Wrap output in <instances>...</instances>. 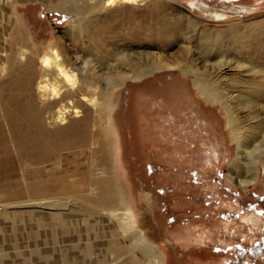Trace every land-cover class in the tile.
I'll list each match as a JSON object with an SVG mask.
<instances>
[{
    "label": "rangeland",
    "instance_id": "obj_1",
    "mask_svg": "<svg viewBox=\"0 0 264 264\" xmlns=\"http://www.w3.org/2000/svg\"><path fill=\"white\" fill-rule=\"evenodd\" d=\"M158 2L164 42L129 37L128 3L80 17L68 0H0V39L58 40L81 84L109 64L129 74L97 89L107 185L88 179V150L79 182L0 183V264H264V0ZM103 24L117 34L106 48L92 40Z\"/></svg>",
    "mask_w": 264,
    "mask_h": 264
},
{
    "label": "bare ground",
    "instance_id": "obj_2",
    "mask_svg": "<svg viewBox=\"0 0 264 264\" xmlns=\"http://www.w3.org/2000/svg\"><path fill=\"white\" fill-rule=\"evenodd\" d=\"M140 1L147 0H68L69 8L80 17L128 3L130 6L126 10L133 13V18L127 23L129 37H155L168 41V31L159 22L164 10L160 2L149 0L145 5L147 9L135 13ZM109 12L117 11L108 9L106 13ZM113 27L100 25L92 40L101 48H106L104 45H110L112 42L109 40L117 35L113 32V35L108 34ZM0 42L5 51L3 56L7 68L16 70L12 79H3L2 74L6 71L0 69V183L10 186L19 182L38 184L46 181L47 185L63 184L65 187L79 182L84 177V167H80L78 162L74 165V162L82 150H88L96 154V167L92 168L88 179L100 186L107 185L111 181V173L102 166L107 163L108 129L101 113L97 89L101 80L104 86H113L129 74L113 73L117 67L109 64L108 72H105L108 76L100 77L101 80L92 78L87 83L85 81L84 86L78 80L76 71L70 70L71 57L65 48L60 47L62 44L58 40L42 48L33 45L32 39L19 35L2 37ZM115 55L117 58L123 56ZM80 63L78 69H88L89 59ZM167 67L175 68V65L167 64ZM195 84L203 88L206 95H214L210 86H204L201 78H197ZM68 111L74 114L70 120L65 119ZM253 179L252 176L242 179L239 184ZM102 192H106L101 196L108 198L110 207H116L115 191Z\"/></svg>",
    "mask_w": 264,
    "mask_h": 264
}]
</instances>
